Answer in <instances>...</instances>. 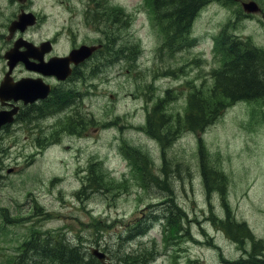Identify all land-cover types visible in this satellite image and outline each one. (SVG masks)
Masks as SVG:
<instances>
[{
    "label": "rangeland",
    "instance_id": "obj_1",
    "mask_svg": "<svg viewBox=\"0 0 264 264\" xmlns=\"http://www.w3.org/2000/svg\"><path fill=\"white\" fill-rule=\"evenodd\" d=\"M35 1L37 8V3H59ZM67 1L73 9H82V4L91 1L120 11L121 23L100 28L107 36L118 38L116 45H109L122 52L109 57L106 69H85L74 113L67 111L63 116L72 117L61 119L60 126L58 123V141L49 137L51 142L36 150L32 143L39 133L24 130L19 138L7 136L0 143V165L17 170L0 174V264H17L14 256L21 242L31 240L34 233L43 239L57 231L70 239L88 241V248L96 246L94 238L99 232L108 242L101 249L111 263L129 252L136 264L143 260V264H250L246 255L253 254V240L245 235L234 240L223 222L229 212L247 225L255 240L264 241V97L231 103L201 132L184 126L176 137L170 134L163 140V145L140 126L155 102L160 106L162 101L161 110L169 116H178L197 84L203 92L213 86L210 69L217 58L210 50L221 24L229 20L240 35L264 48V0H257L255 12L243 7L252 0L208 2L191 32L198 43L176 46L171 52L160 47L163 39L153 36L152 24L145 20L147 0ZM16 6L0 0V20L3 12L9 15ZM72 23L76 26L66 28L62 37L73 40L67 35L71 30L79 40L107 38L100 31H91L93 28L85 29L81 14ZM54 26L52 18H46L42 29L49 33ZM178 83L183 87L181 94L175 90L174 98L164 96L169 84ZM92 117L108 123L90 124ZM55 122L45 123L42 134L49 133ZM171 128L177 132V123ZM124 145L126 151H137L146 171L131 168L134 163L122 153ZM201 159L222 173L217 185H206ZM165 164L171 178L168 186L172 185L174 199L185 214L184 230L182 226H172L167 232L162 228L160 219L168 198L164 194L169 190L155 186L153 179L163 174ZM92 165L103 174L106 187L87 186ZM146 172L152 176L150 180ZM137 221L147 224L130 229Z\"/></svg>",
    "mask_w": 264,
    "mask_h": 264
},
{
    "label": "flooded vegetation",
    "instance_id": "obj_2",
    "mask_svg": "<svg viewBox=\"0 0 264 264\" xmlns=\"http://www.w3.org/2000/svg\"><path fill=\"white\" fill-rule=\"evenodd\" d=\"M14 2L15 9L7 15V12L1 14L0 20V113L4 116V122L0 125V143L7 136L19 138V133L26 130L29 134H38L34 138L32 145L36 150H41L43 141H46L48 136L53 135L58 127V122L61 119L69 121L74 113L76 89L81 81L84 82L85 69L93 68L97 62V58L103 55L104 42L92 39H78L70 30L71 45L64 51L60 50L58 21L53 32H44L42 29L43 18L48 14L42 13L36 7L34 0H10ZM84 6H100L98 3L82 4ZM34 12L35 20L33 23L19 25L12 22L19 17L21 12ZM64 12L71 15L63 20L65 28H71L68 23H72L81 14L84 20H89L88 15L91 13V20L94 22H105L110 20L115 23L118 18L113 12L107 15L106 9H89L84 7L80 10L67 9L66 5L63 8ZM82 43L100 45L92 55L83 62L71 64L72 73L63 80L57 76L44 72L40 67L42 63L50 61L56 56H65L69 51ZM13 49L15 56L13 59L7 57V52ZM72 112V115L63 116L67 111ZM70 113V112H68ZM56 121V122H55ZM51 131L42 134V128L45 123H53ZM33 136H31L32 138ZM29 138V137H28ZM26 138L24 141L27 143ZM32 141V140H30ZM24 142H21L23 144ZM19 145L25 149V146ZM38 152H36L37 154ZM24 153L22 152V156ZM26 157V155H24ZM26 158H24L25 160ZM14 173L13 167H6L5 163L0 165L1 174L4 171ZM3 182H0V188ZM252 249L254 247L252 246ZM254 251V250H253ZM257 259L264 264V253H257ZM252 253L246 255L250 264ZM245 260V256L242 258Z\"/></svg>",
    "mask_w": 264,
    "mask_h": 264
},
{
    "label": "trees",
    "instance_id": "obj_3",
    "mask_svg": "<svg viewBox=\"0 0 264 264\" xmlns=\"http://www.w3.org/2000/svg\"><path fill=\"white\" fill-rule=\"evenodd\" d=\"M210 1L212 0H170V2H180L183 4L186 12L189 10L193 12L194 9L198 10ZM223 1L227 2L228 0ZM222 35H225V33L223 32ZM231 40L232 47H229L230 43L228 44L227 41L221 42L223 45H226L227 50L231 49L234 53L228 58V67L222 71L224 82H220L218 87L213 88L208 94L203 92V94L199 93L196 98L194 96L189 113L186 115L184 121L186 127L192 129L205 128V126L220 115L228 101L252 100L264 97V67H262V63H264V51L254 47L248 39L230 37ZM148 123L149 128L153 125L149 131L161 138V129L157 127L152 117H150ZM136 166L138 169L146 171V167L139 164H136ZM202 168L206 185H217L222 181V173L212 164L203 161ZM91 175L89 181L94 186L106 187V180L103 178V174H98L97 168L94 167ZM145 176L147 180L152 178L148 172H146ZM153 182L156 183L155 186L169 190V194H167L168 198L165 201L167 206L164 214L168 218L170 229L172 226L178 228L182 226L184 230L182 218L185 214L182 208L174 203L172 185L169 187L166 179L160 180L158 177H155ZM135 227L139 228L140 225L137 224ZM224 227L236 239L245 235L255 241L254 245L262 244L264 246V241L261 239L255 240L247 225L244 222L236 221L229 212H227L224 219ZM97 235L98 237L94 238V241L100 242L98 241L100 239L99 232H97ZM88 243L76 238L70 239L66 234L57 232L51 236L45 235L43 239L35 236L32 241L26 244L25 251L29 249L35 255L33 260L30 259L29 263L42 259L43 264H105L90 253ZM254 255L252 254L251 261L255 264H261ZM26 261L23 260L22 264H26ZM125 262L127 263L128 260L125 259Z\"/></svg>",
    "mask_w": 264,
    "mask_h": 264
},
{
    "label": "water",
    "instance_id": "obj_4",
    "mask_svg": "<svg viewBox=\"0 0 264 264\" xmlns=\"http://www.w3.org/2000/svg\"><path fill=\"white\" fill-rule=\"evenodd\" d=\"M252 7H254L253 5H250L249 6V8H252ZM82 51V50H81ZM81 51H77V52H75V54H77V53H79V52H81ZM55 69H56V67H57V64H55ZM2 121H3V119H2V117L0 116V124L2 123ZM93 253L94 254H96L97 256H99L100 258H103L104 256H105V253L104 252H100L98 249H93Z\"/></svg>",
    "mask_w": 264,
    "mask_h": 264
}]
</instances>
